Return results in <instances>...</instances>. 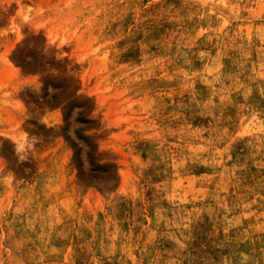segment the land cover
Returning a JSON list of instances; mask_svg holds the SVG:
<instances>
[{
	"label": "rangeland",
	"instance_id": "374dc122",
	"mask_svg": "<svg viewBox=\"0 0 264 264\" xmlns=\"http://www.w3.org/2000/svg\"><path fill=\"white\" fill-rule=\"evenodd\" d=\"M0 264H264V0H0Z\"/></svg>",
	"mask_w": 264,
	"mask_h": 264
}]
</instances>
